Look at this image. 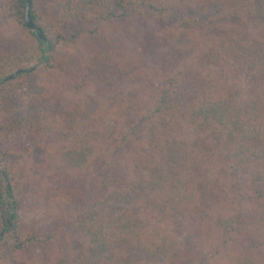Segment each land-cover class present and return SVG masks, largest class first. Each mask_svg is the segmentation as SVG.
Returning a JSON list of instances; mask_svg holds the SVG:
<instances>
[{
	"label": "trees",
	"instance_id": "16d2710c",
	"mask_svg": "<svg viewBox=\"0 0 264 264\" xmlns=\"http://www.w3.org/2000/svg\"><path fill=\"white\" fill-rule=\"evenodd\" d=\"M0 264H264V0H0Z\"/></svg>",
	"mask_w": 264,
	"mask_h": 264
},
{
	"label": "rangeland",
	"instance_id": "374dc122",
	"mask_svg": "<svg viewBox=\"0 0 264 264\" xmlns=\"http://www.w3.org/2000/svg\"><path fill=\"white\" fill-rule=\"evenodd\" d=\"M111 5L115 6V0H109ZM40 67V63L33 64L29 69L35 72ZM31 72V73H32ZM94 88L90 87L88 90L91 92ZM78 157V158H77ZM93 155L88 157H79V155H67L62 159V162L57 164V169L60 174H65L68 178L73 179L76 184H81L85 188H90L96 175V169L92 166ZM26 206L23 210V220L29 223H33L40 229H47L51 227L59 218H62V214L59 210L41 209L38 208L34 200H27ZM79 213V211H77ZM75 213V211L73 212ZM242 217L248 218L249 215H243ZM241 217V218H242ZM221 218H223L221 216ZM222 221V220H221ZM106 224V222H103ZM112 224L108 223V225ZM223 224V222H222ZM106 226V225H105ZM245 227V226H244ZM214 240L211 241L212 244ZM216 242V241H215Z\"/></svg>",
	"mask_w": 264,
	"mask_h": 264
},
{
	"label": "water",
	"instance_id": "95a60500",
	"mask_svg": "<svg viewBox=\"0 0 264 264\" xmlns=\"http://www.w3.org/2000/svg\"><path fill=\"white\" fill-rule=\"evenodd\" d=\"M26 22H27V26H28L31 30L37 32L38 37H39L42 41L46 42V38H45L44 34L41 32V30H40L38 27H36V26L34 25V23H33V21H32V17H31V1L28 2L27 14H26ZM32 71H33V70H30L29 72H32ZM17 75H18V73L12 75V76L10 77V79L16 78Z\"/></svg>",
	"mask_w": 264,
	"mask_h": 264
}]
</instances>
